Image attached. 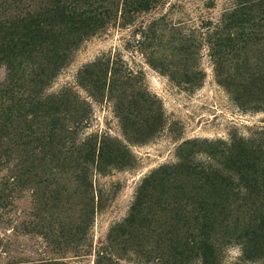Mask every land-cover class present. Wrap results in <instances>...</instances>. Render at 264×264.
I'll return each instance as SVG.
<instances>
[{"label": "rangeland", "instance_id": "rangeland-1", "mask_svg": "<svg viewBox=\"0 0 264 264\" xmlns=\"http://www.w3.org/2000/svg\"><path fill=\"white\" fill-rule=\"evenodd\" d=\"M57 1L0 0V264H264V4Z\"/></svg>", "mask_w": 264, "mask_h": 264}, {"label": "trees", "instance_id": "trees-1", "mask_svg": "<svg viewBox=\"0 0 264 264\" xmlns=\"http://www.w3.org/2000/svg\"><path fill=\"white\" fill-rule=\"evenodd\" d=\"M254 1H257L258 3L255 4ZM71 2H73V1H69V0H59V1H57V7H58L59 11L62 12L61 8L59 7V4H61V7L64 10L66 8V3H68V5L70 7V9H68V13H71V11H70V10H72L71 9L72 6L70 5ZM248 4H250V6L248 8H249V10L251 12V10H252V8L254 6H261L262 4H264V0H251V1H247V3H246V1H243V3L241 4V10H243V9H247L248 10V8L246 7V5H248ZM125 7H126V5H125ZM144 8H146V7H143L142 10H146ZM239 8L236 7V9H234L233 13H237ZM40 11H42V10H40ZM51 11L52 10L45 11L44 15L47 16V14L50 13ZM122 11L125 13V9L122 10ZM262 12H264V8H262ZM105 13L107 14L108 10H106ZM261 20H264V19L261 18ZM28 23L29 22L25 23L24 26H22V28L26 31V33L22 34L21 36H18L19 33L18 32L16 33L14 30L12 32H5V34H3L2 37L0 36V40L3 41V40L8 38V37H6L7 35L10 37V36H12V34H14V38L18 37L17 40L20 37H24V38H26V42L24 44H22L23 48H27L31 44L35 43L36 40L39 41V34L32 35V32L29 31V28H28L30 23L29 24ZM97 24H100V22H93L94 26L97 25ZM12 26L15 27V28H19V25H15L14 23H12ZM35 27H37V26H35ZM26 28H28V29H26ZM16 35H17V37H15ZM14 38L11 37L9 39V41L6 40L7 43L5 42V44L8 45V43H9L11 46H13V47H11V49H15L14 48L15 44L12 43V40H15ZM2 46H3V44H2ZM6 49L7 50L10 49V47L6 46ZM1 50L3 51V49L0 47V51ZM227 169H228V174L227 175L231 176L232 174H235V173H233V169L231 167H228ZM238 172L241 173V171H238ZM240 173H236V174L239 175ZM245 178H246L245 176L239 177L240 180H244ZM254 215L255 216L252 219H250L246 225H244V223H243L242 228L246 232L245 235L247 237H253L254 239H259V238L262 239V238H264V213L256 211ZM243 226H245V227H243Z\"/></svg>", "mask_w": 264, "mask_h": 264}]
</instances>
